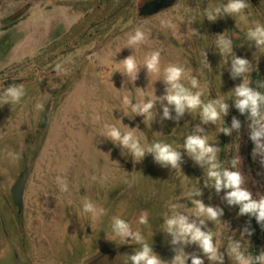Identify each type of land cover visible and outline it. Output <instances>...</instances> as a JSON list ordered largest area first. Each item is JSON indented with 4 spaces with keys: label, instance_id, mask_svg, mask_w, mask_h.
<instances>
[{
    "label": "rangeland",
    "instance_id": "rangeland-1",
    "mask_svg": "<svg viewBox=\"0 0 264 264\" xmlns=\"http://www.w3.org/2000/svg\"><path fill=\"white\" fill-rule=\"evenodd\" d=\"M143 1L0 0V92L10 85H23L25 92L19 103L0 105V264H130L127 255L139 245L112 236V216L140 232L167 264L179 244L172 245L162 231V217L175 211L193 215L195 206L188 199L196 188L201 196L193 199L223 210L220 221L205 222L219 251L224 253L229 237L242 244L245 239L250 246V237L240 236L246 226L223 200V190L218 194L205 187L203 169L182 149L184 137L199 126L218 147L221 167L237 160L233 170L241 172V186L258 198L264 195V167L259 157L248 156V125L226 136L216 131L224 127L221 121L203 124L198 110L162 119L161 103H156L152 116L143 120L132 116L123 101L141 103L153 92L163 95V69L177 64L197 77L204 102L226 100L228 115L223 120L230 127L229 91L241 80L230 77V57L225 54L222 61L215 36L226 32L234 54L249 61L247 83L254 71L264 75V50L247 41L245 26L232 17L200 20L201 9L226 0H150L140 8ZM247 2L249 19L264 23V0ZM189 17L197 21L190 24ZM135 28L144 32L145 40L129 49L126 41ZM152 51L160 52L159 73L143 68ZM132 54L141 67L133 82L122 75L123 64H117ZM169 116L175 117L171 107ZM116 119L136 128L133 135L142 145L162 141L180 151V169L161 166L150 154L133 162L126 151L101 137L107 124L128 131ZM221 134L225 152L219 148ZM22 176L18 214L12 189ZM83 196L104 208L105 215L82 212ZM176 203L186 209H172ZM142 213L147 215L144 225L137 222ZM184 251L213 264L195 245H185ZM223 264H232L226 254Z\"/></svg>",
    "mask_w": 264,
    "mask_h": 264
},
{
    "label": "clouds",
    "instance_id": "clouds-1",
    "mask_svg": "<svg viewBox=\"0 0 264 264\" xmlns=\"http://www.w3.org/2000/svg\"><path fill=\"white\" fill-rule=\"evenodd\" d=\"M248 7L247 0H226V2L213 7H204L197 15L209 22H214L217 18L225 16L232 17L245 26V37L250 44H254L257 51L264 50V23L258 20H250L245 9ZM197 21L189 17V23ZM163 24L164 21H161ZM195 33V30L192 29ZM226 33V32H225ZM225 33L216 35L215 49L224 59L227 54L229 59L228 72L230 77L235 80L239 78L241 82L234 86L229 92L232 99V106L240 115L246 114L248 121V139L253 144L252 156L259 157L261 167H264V92L249 86L246 80V73L250 71V63L243 57H238L233 52V42ZM145 40V34L139 28L132 30L128 36L126 44L130 49ZM123 64L124 74L131 77V82L137 79L140 68L133 54L121 60L117 64ZM143 68L146 73H159L160 69V52L152 51L145 57ZM119 72V71H116ZM113 75V74H112ZM164 85V93L156 96L154 92L151 97L141 103L132 102L128 98L124 99V104L130 106L132 116H142L145 120L152 116V110L156 103H161L162 119H178L186 111L192 113L197 111V115L203 124L217 125L218 121L224 124L223 118L228 115L229 105L225 99L213 98L204 102L201 97L203 91L196 76L189 74L183 67L177 64H169L163 69V78L160 80ZM184 81H187L185 84ZM259 87H264V81L259 83ZM140 89L139 87H137ZM228 92V93H229ZM25 95L23 85H10L0 92V105L19 103ZM228 98V99H229ZM227 99V100H228ZM175 112V117L169 116V108ZM126 116V115H125ZM121 124L120 119H116ZM122 125V124H121ZM128 131H121L120 127L114 124L105 125V131L100 135L113 146H119L121 150L127 152L132 157L133 162L141 161L146 154H150L154 162L161 166H167L171 169L179 168L181 162V152L174 149L170 144L155 141L148 145H142L133 135V130L122 125ZM241 128V122L236 117H232L230 127L216 128V131L224 135H230L233 131ZM184 154L189 157L198 167L203 169L205 187H210L216 193L223 190V200L228 206H237L238 215L254 218L255 222L264 228V195L254 197L247 187H242L243 179L241 172L233 170L237 165V160H229V167H221L218 161V147L210 139L209 135L204 134V130L199 126L196 127L195 133L188 134L184 137L182 143ZM124 151L121 154H124ZM11 155V154H10ZM180 169V168H179ZM60 180V178H57ZM61 186L66 189V184L61 180ZM188 199L195 206L193 215L185 212L175 211L163 218L161 225L162 231L171 237L172 245L179 244V247L172 251L174 255L167 264H204V259L194 253H186L185 245H195L202 256L213 264H223L224 255L226 254L232 264H264V251L257 253L255 256L248 253L246 249L248 241L233 239L229 237L222 254L214 238L212 231L205 227L206 221L215 222L223 215V210L215 206H205L200 199L201 192L198 188L189 193ZM183 204H172V209H178ZM184 207V205H183ZM81 211L89 214L90 217H102L106 210L102 207H96L94 203L87 198L82 197L80 204ZM185 208V207H184ZM193 208V207H192ZM186 209V208H185ZM203 217V218H200ZM220 221V220H219ZM138 224L147 223V215L142 213L138 219ZM203 229V230H202ZM110 231L114 238H119L123 244L135 243L139 245L138 250H134L128 256L130 264H164V261L153 252L152 247L143 242L140 232L132 229L130 224L120 216H112L110 220ZM250 228L244 227L240 230L241 238L246 235L251 236Z\"/></svg>",
    "mask_w": 264,
    "mask_h": 264
},
{
    "label": "trees",
    "instance_id": "trees-1",
    "mask_svg": "<svg viewBox=\"0 0 264 264\" xmlns=\"http://www.w3.org/2000/svg\"><path fill=\"white\" fill-rule=\"evenodd\" d=\"M150 0H144L141 3V6H144L147 2H149ZM16 21H13L11 24L7 25V26H3V29H7L10 26L16 24ZM261 81H264V75L259 72V71H254L251 74V78H250V82L248 83L250 87L252 88H256L258 91L260 92H264V87H259V83ZM230 116L232 117H236L238 120H240L241 122V128L244 127L245 125H248V121L246 119V114L245 115H240L237 110L232 109ZM227 126V123H224V127ZM241 128L239 130H241ZM221 141L219 144V148L222 152H225L226 150V145L227 143L224 141L223 139V134L220 135ZM252 148H253V144L251 143V141L248 139V131H247V153L249 158H251L252 156ZM234 209V211L237 213L238 215V207L237 206H230ZM242 221V223L247 227L250 228L252 234L250 236V246L247 250L248 253L252 254L253 256H255L257 253L264 251V228H261L256 222L254 218H249L247 216H242V215H238Z\"/></svg>",
    "mask_w": 264,
    "mask_h": 264
},
{
    "label": "water",
    "instance_id": "water-1",
    "mask_svg": "<svg viewBox=\"0 0 264 264\" xmlns=\"http://www.w3.org/2000/svg\"><path fill=\"white\" fill-rule=\"evenodd\" d=\"M24 183H25V177L22 176L12 189L14 205L18 208L19 212H21L22 209V196H23ZM189 263L190 261L187 262V264Z\"/></svg>",
    "mask_w": 264,
    "mask_h": 264
},
{
    "label": "flooded vegetation",
    "instance_id": "flooded-vegetation-1",
    "mask_svg": "<svg viewBox=\"0 0 264 264\" xmlns=\"http://www.w3.org/2000/svg\"><path fill=\"white\" fill-rule=\"evenodd\" d=\"M147 3H148V2H147ZM147 3H146V4H147ZM142 7H143V6H142ZM142 7H140V8H142ZM144 17H145V16H144ZM17 213L20 214V212H19L18 210H17Z\"/></svg>",
    "mask_w": 264,
    "mask_h": 264
}]
</instances>
